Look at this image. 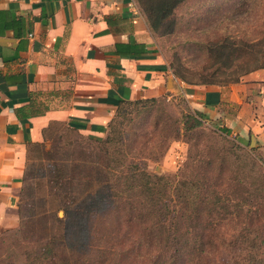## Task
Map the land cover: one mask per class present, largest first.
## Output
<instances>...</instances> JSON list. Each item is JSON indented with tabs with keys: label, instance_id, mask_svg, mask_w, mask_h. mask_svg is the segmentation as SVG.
I'll list each match as a JSON object with an SVG mask.
<instances>
[{
	"label": "rangeland",
	"instance_id": "1",
	"mask_svg": "<svg viewBox=\"0 0 264 264\" xmlns=\"http://www.w3.org/2000/svg\"><path fill=\"white\" fill-rule=\"evenodd\" d=\"M154 39L167 64L188 80L196 82L195 74L215 71L217 81L228 82L253 69L262 58L264 0H186L163 22ZM187 109V103L179 98H159L155 104H126L102 137L54 125L50 137L42 143L44 148H34L29 155L21 202L23 217L29 218L27 230L0 245V264H65L70 245L81 241L86 227L89 231L92 227V243L77 264H180L171 258L166 245L152 238L140 215L144 212L132 209L135 203L121 199L116 202L107 185L95 193L96 186L89 180L91 170L102 166L105 171V165L110 164V173L115 177L104 174L99 178V173H93L94 179L119 184L126 190L124 177L137 166L151 175L167 177L175 185L190 148L183 133ZM221 126L209 118L202 122L200 131L205 137L199 143V153L203 161L212 160V165L206 169L202 164L196 169V178L208 170L207 179L213 183L217 179L214 190L223 196H230L228 184L233 186L240 180L264 188V178H243L241 169L220 158V148H228L231 143L247 151L253 149L263 158L264 148L223 134ZM215 141L220 144L211 149ZM118 150L120 161L114 166L112 160L119 158L110 155ZM249 184L244 182L235 190L249 192ZM187 196L192 199L194 193ZM260 196L255 206H249L253 212L260 206L261 211L232 222L219 223L209 201L201 206L199 231L208 251L202 264H264V191ZM90 216H96L93 226ZM53 236L52 257L38 262L37 254ZM61 238L67 245L59 247Z\"/></svg>",
	"mask_w": 264,
	"mask_h": 264
},
{
	"label": "crops",
	"instance_id": "2",
	"mask_svg": "<svg viewBox=\"0 0 264 264\" xmlns=\"http://www.w3.org/2000/svg\"><path fill=\"white\" fill-rule=\"evenodd\" d=\"M164 96L264 148V66L235 84H186L135 0H0V235L19 224L28 143L52 124L102 137L120 102Z\"/></svg>",
	"mask_w": 264,
	"mask_h": 264
},
{
	"label": "trees",
	"instance_id": "3",
	"mask_svg": "<svg viewBox=\"0 0 264 264\" xmlns=\"http://www.w3.org/2000/svg\"><path fill=\"white\" fill-rule=\"evenodd\" d=\"M138 3L142 14L145 17L146 23L148 24V28L152 33V36L155 37V32L162 26L163 22L168 19L175 9L186 0H135ZM143 50V46H141ZM257 60V59H255ZM238 66V64H235ZM256 66L246 71L242 74H237L234 78L228 82H220L217 81V73L214 71L210 74H195L198 77V81L193 82L192 80H188L184 74H181L179 71L175 70L172 66L168 65L171 73L178 80L186 83V84H195V85H217V86H226L229 84L238 83L241 77L249 72L261 69L264 66V53L260 62L256 61ZM231 68H225L226 71H229ZM219 71V70H218ZM217 71V72H218ZM166 100H170L167 97H161ZM182 102L186 103L183 99L179 98ZM159 98H150L137 100L133 102H120L118 104V109L116 111L115 117L120 112L121 108L126 104L133 105H141L145 103H158ZM189 112L185 116V123L183 128L184 137H186V141L190 144V148L188 149V157L187 161L180 172H178V181L175 185H172L171 181L167 177H159L156 175L149 174L146 170L138 169V167H134L130 174L125 175V180L128 184L126 190L122 189L119 184L109 185L111 183L103 184L102 182L94 179V175L99 173V178L104 177L103 175L113 177L116 174L110 173V164L105 165L107 170H102L101 168H96L95 171L91 170V178L89 181L93 182L92 185L96 186L95 193L101 190L102 185H107L110 189V195L116 197V202L124 200H131L136 204L133 210L142 211L144 214L141 218L144 223L148 227V231H150L152 238L156 239L159 243H163L168 247L171 251V258L176 260V263L180 262V264H202L201 260L208 253L204 249L206 243L202 241L201 233L199 231L202 230L201 218H200V208L203 204L209 201V204L212 206L213 210L217 214V220L225 221L228 220L232 222L234 219H240L241 216L248 217L250 214H257L261 211V207L259 206V210H251L250 206H253L254 203L256 205V200L261 199L260 194L264 191V188H258L250 185L248 182L244 180L237 181L233 186L229 188L230 196H223L222 193H218L214 190L215 183H217V179H215V183L207 179V171H203L198 178H196V169L201 168L202 164H205L206 169L210 168L212 165V160H205L200 157L199 153V143L205 137L204 133L200 131L203 120L207 117L200 112L190 110L189 106L187 109ZM115 117L108 124V127L112 124ZM58 124L50 125L46 131H44V140L50 137V131H52V127ZM62 126V125H60ZM64 127V126H63ZM222 127V126H221ZM66 130H70L72 132L78 133L75 129L67 128ZM223 134H229V131L226 128H220ZM107 131V130H106ZM79 134V133H78ZM177 135H181L180 131L177 132ZM50 140V138H49ZM191 142L193 144H191ZM42 143H28L27 144V155H26V168L24 171V177L22 181V190L21 196L18 203V211H19V224L18 227L12 230L5 231L0 235V245H2L9 238L16 236L17 234H21L23 230H27V225L29 224V218L26 219L23 217L21 202L23 198V194L25 192L24 187V179L26 177L28 164H29V155L31 150L34 148H44ZM220 143L215 141L216 146ZM223 153L220 158H225L228 161L230 160L235 165V169H241L244 174V177H248L253 180H261L264 178V158L257 156L253 149L250 151L245 150L240 145H235L231 143L228 148H220ZM218 150V149H217ZM120 155L119 150L114 155H110L114 158H119ZM219 157V155H217ZM208 159V158H207ZM120 161L119 159L112 160V164L115 166L116 162ZM153 162L156 159H152ZM226 160H222V163H226ZM105 169V168H104ZM113 169V168H112ZM222 181V180H221ZM249 184L251 191L242 192L235 190L239 185L243 183ZM99 187V189H98ZM194 193L192 199L187 196V194ZM125 195L123 198L122 195ZM246 194V196H243ZM250 205V206H249ZM254 205V206H255ZM247 206V209L244 208ZM212 217V216H211ZM103 218V217H102ZM96 219V216H90L89 220L93 223ZM220 223V222H219ZM218 223V225H219ZM91 230L87 229V227L83 231V238L81 241H77L74 244L70 245V255L69 258L66 259L65 264H77L83 260V257L86 255L88 247L91 246ZM55 234V233H54ZM51 240L49 244L48 241ZM46 245H43L40 252L37 254L38 262L44 263L47 259L52 257L54 252L53 246L55 245V236L50 238ZM59 240V239H58ZM62 240L65 244H61ZM60 246L67 245V241L64 238H61L58 243ZM62 251V248H61ZM64 258V254L62 255ZM210 264V263H207Z\"/></svg>",
	"mask_w": 264,
	"mask_h": 264
}]
</instances>
